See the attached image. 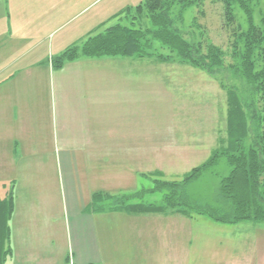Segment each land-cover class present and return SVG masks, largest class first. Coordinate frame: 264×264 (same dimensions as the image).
Wrapping results in <instances>:
<instances>
[{"label": "crops", "instance_id": "crops-1", "mask_svg": "<svg viewBox=\"0 0 264 264\" xmlns=\"http://www.w3.org/2000/svg\"><path fill=\"white\" fill-rule=\"evenodd\" d=\"M157 64L80 57L61 69L51 59L29 63L18 74L0 72V179L13 177L17 164L23 172L13 194L7 264H107L116 251L131 260L132 239H157L158 224L171 232L164 219L182 215L110 210L107 200L94 206L96 195L134 194L142 161L151 160L142 149L158 148L149 139L156 127L148 118L162 93L157 82L165 79H158ZM12 181L3 182L5 197ZM59 213L63 221L54 222ZM64 222L66 241L60 240ZM142 250L150 252L151 243Z\"/></svg>", "mask_w": 264, "mask_h": 264}, {"label": "rangeland", "instance_id": "rangeland-1", "mask_svg": "<svg viewBox=\"0 0 264 264\" xmlns=\"http://www.w3.org/2000/svg\"><path fill=\"white\" fill-rule=\"evenodd\" d=\"M142 1L0 0V72L4 76L18 74L28 70L29 63L42 60L47 63L67 48L81 47L89 36L103 33L107 28L117 24L131 26L132 20L127 14H117L127 8L135 9ZM249 4L255 21L259 22L264 15V0H249ZM200 10L204 12L202 17H199ZM186 11L183 22L178 26L185 33L194 32L196 39L202 32L204 41L221 47L226 52L227 68L214 78L200 69L181 64L175 57L171 62H160L167 64H159L154 57L141 58L156 60V70H151L157 72L158 79L166 80L157 82L162 93L158 94L156 111L148 117L156 127L155 131L151 130L149 139L156 142L158 148L142 149V152H151V160L145 157L142 161L139 186L134 191L138 194L152 190L155 180L159 179L150 172L160 170V179L181 182L192 169L204 164L223 145L222 140L227 137V91L218 80L240 88L244 84L230 68L234 65L231 45L235 26L225 23L224 2L205 0L204 5L193 6ZM236 14L242 29H246L243 11L237 8ZM194 18H197L200 30L192 27ZM145 24L150 25L143 20L136 22V27H144ZM154 53L171 55L158 42ZM10 62L12 66L6 70ZM170 79L171 84L168 82ZM16 167L18 172L13 169L16 174L8 178L13 181L7 182L6 187L13 194L22 181L18 173H23L20 164ZM229 172L226 160H220L214 169L187 185L189 199L197 206L230 210L229 203L222 201L219 195L220 181ZM8 179H0V199L5 198L3 182ZM138 194L137 197L133 194L122 197L136 203L143 200L145 204H162L161 192L144 193L141 200ZM60 204L61 200L55 198L58 211L61 210L58 209ZM61 215L63 213L54 217V222L63 221ZM167 220L171 222L163 225L164 230L170 226L168 231L171 232L164 233L158 224L157 239H132L135 243L131 245V260L121 259L120 252L116 251L111 260L106 261L107 264H264V222L222 223L196 213H193V218L174 216L164 219L165 222ZM67 233L64 222L60 233L63 239L60 240L66 241ZM112 240L113 246H116L117 239ZM147 242L151 243L150 252L142 250ZM68 264H72L71 261Z\"/></svg>", "mask_w": 264, "mask_h": 264}, {"label": "trees", "instance_id": "trees-1", "mask_svg": "<svg viewBox=\"0 0 264 264\" xmlns=\"http://www.w3.org/2000/svg\"><path fill=\"white\" fill-rule=\"evenodd\" d=\"M222 1L226 25L235 26L231 45L234 65L230 68L244 83L240 88L218 80L227 91V137L222 140L223 145L204 164L192 169L183 181H165L160 179L161 173H154L153 176L159 177L154 182V188L133 194H138L141 200L144 193L161 192V205L145 204L143 200L136 203L128 197L117 199L100 194L94 196V206L107 200L111 202L108 204L110 210L132 214H178L193 218V213H196L222 223L264 222V15L256 22L249 0ZM204 3L205 0H143L135 9L127 8L117 14H127L132 20L131 26L117 24L103 33L89 36L81 47L67 48L53 58V67L61 69L67 62L80 57H154L159 62H171L175 57L181 64L216 78L227 68L226 52L204 41L202 32L196 39L194 32L185 33L178 26L183 22L186 10ZM237 8L245 15L246 29H242L238 22ZM203 13L200 10L199 17ZM143 20L150 25L137 28L136 22ZM197 21V18L193 19L192 27L200 30ZM156 42L161 48L168 49L171 55L154 53ZM222 159L226 160L230 172L220 181L219 195L231 209L223 211L210 206H197L187 195V185L210 172ZM12 194L10 192L0 199V264H7L12 255L9 224L14 211Z\"/></svg>", "mask_w": 264, "mask_h": 264}]
</instances>
